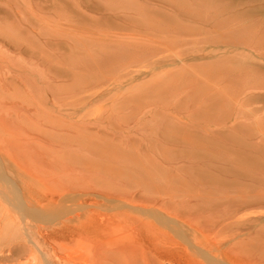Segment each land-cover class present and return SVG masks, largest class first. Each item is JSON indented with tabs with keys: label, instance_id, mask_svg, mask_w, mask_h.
I'll list each match as a JSON object with an SVG mask.
<instances>
[{
	"label": "rangeland",
	"instance_id": "rangeland-1",
	"mask_svg": "<svg viewBox=\"0 0 264 264\" xmlns=\"http://www.w3.org/2000/svg\"><path fill=\"white\" fill-rule=\"evenodd\" d=\"M0 143L73 185L49 223L125 205L203 264L219 252L191 226L264 264V0H0ZM44 248L51 264H173L74 236Z\"/></svg>",
	"mask_w": 264,
	"mask_h": 264
},
{
	"label": "bare ground",
	"instance_id": "bare-ground-1",
	"mask_svg": "<svg viewBox=\"0 0 264 264\" xmlns=\"http://www.w3.org/2000/svg\"><path fill=\"white\" fill-rule=\"evenodd\" d=\"M18 139L19 138H17L16 140L18 141ZM5 140H8V139L6 138ZM12 140H15V138ZM16 140H15V143H16ZM3 141H4V138H3ZM7 145L9 146V141ZM4 146L2 147L0 143V264H51L49 262V259L47 258L48 257L47 251L44 247L50 241L55 240V238L57 237L59 238L60 236L66 237V238H73L74 236V237L83 238L86 240L88 239L93 244H96L99 246H105L107 247V251H104V252L108 254L109 258L111 256V257H115L116 259V255L114 252L118 251L117 253L120 254V257H125V258L128 256L130 258V257L138 256V255H139L138 257L141 256L142 258L146 254H148L149 256H154V257L158 256L159 258L161 257L160 261L162 258L169 259L173 264H203L204 263L198 260V258L195 257V254L194 256L193 254L192 255L188 254L189 250L187 251L183 244L181 245V243L179 244L175 242V240H173V238H171L168 232L163 230V228L157 229L152 226L156 230L152 232L148 228L150 226V224H148V222H150L149 221L150 219L143 220L140 217L132 216L130 214L131 212H127V210L124 208L125 205L120 206V207L116 206L117 211L114 210L115 212H111V213L109 212L106 213V210L100 211L98 208V210L89 211L86 214L87 206H89V208H94V207H91L92 205L87 204L86 208L85 206H83L82 208L83 210L85 208V211H83L85 213V217L83 215L79 216V214H77L78 212L81 211L80 210L74 214L75 215L74 218L71 216L68 219L64 218L59 221L55 219L56 220L55 222L57 223L54 222L55 225L54 226L52 225L49 227V224L51 225L53 223V222L52 223L48 222L49 221L48 212L50 210V207L56 206L57 203H59L58 201L61 198V196L64 194V192L67 189L70 190V188H73V185L66 183L67 185L65 186L62 185L63 187L61 189H57V190L52 189L51 183L49 182L50 174H48L45 169L43 170L40 168L41 170L35 171V169L31 168L30 166L21 167L17 163L20 160L16 161L11 155L4 152L3 150ZM40 148L44 149L42 147ZM9 149H6V150L8 151ZM25 150H26V147H25ZM11 152L13 153L14 150ZM4 157L6 158V160H8V162H10L13 165L11 168L13 169L12 171L14 172V174L11 176H9L7 173L9 169H8V164L4 163ZM51 171L54 172L53 170ZM61 172H63V174H67V173H70L71 171L68 168L64 170L62 168ZM246 179L247 178H245V180ZM87 197H91V196H87ZM100 197H102V195ZM103 197H104L103 199L113 198L111 194L110 195L104 194ZM92 198L94 200L93 196ZM114 198H115V195H114ZM87 199L89 200L90 198H87ZM87 199L85 198V200ZM97 199L98 197L95 196V200ZM132 199H134V197H132ZM119 201H122V200H119ZM93 204L95 203L93 202ZM236 210H238V208ZM80 213L82 214V211ZM144 213H141V214H144ZM31 215L32 216L38 215L40 216L39 217L40 219L43 218L42 220H47L48 222L46 223L42 221L44 223V224L42 223L43 226H40L37 229V232L39 233V238H40L39 242L35 240V236H34L35 226L32 222ZM82 216L84 217L83 219H81ZM160 217L162 218L164 216L160 215ZM186 217H189V216H186ZM167 219L170 221L169 218ZM172 219L173 218H171V221ZM173 221L176 222L177 220L173 219ZM180 223L182 224V222ZM191 227H188V228H191L193 232H195V234L198 235V237L196 236L195 238L192 237L193 239H195V247L199 246L200 248L205 249L206 252H209V253L212 252L214 258L217 255L216 253L219 252L220 258H216L218 261L217 264H254L253 262H248L247 260L245 261L241 260V258L238 257V254H236L235 251L233 250L231 251H233L234 254H230L228 253V251L222 250L218 246L219 242L209 239L208 236L204 235V233L198 228L197 225L191 226ZM230 227H231V224H230ZM232 227L234 226L232 225ZM231 229L232 228H230L229 230ZM233 229L235 230V228ZM233 229L231 230L232 232H233ZM114 232L118 234H115ZM221 237H223L222 234H221ZM189 242L191 241L189 240ZM223 247L224 246L222 244V248ZM228 249H231V248H228ZM241 251H243V249ZM37 253L40 254V259L38 261L36 259ZM244 253L242 254L245 255ZM247 254L249 255L250 253H247ZM242 258H244V256ZM208 261L211 262V260H208ZM64 263L77 264L76 261L70 260L69 256L67 258L66 257L64 258ZM78 263L87 264L86 262H83V263L78 262ZM110 264H113V263H110ZM123 264H129V263L125 262Z\"/></svg>",
	"mask_w": 264,
	"mask_h": 264
}]
</instances>
